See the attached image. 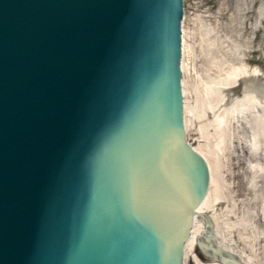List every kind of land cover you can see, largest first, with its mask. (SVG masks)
<instances>
[{"label":"water","instance_id":"1","mask_svg":"<svg viewBox=\"0 0 264 264\" xmlns=\"http://www.w3.org/2000/svg\"><path fill=\"white\" fill-rule=\"evenodd\" d=\"M183 11L0 0V264H183L209 185L185 134Z\"/></svg>","mask_w":264,"mask_h":264},{"label":"rangeland","instance_id":"2","mask_svg":"<svg viewBox=\"0 0 264 264\" xmlns=\"http://www.w3.org/2000/svg\"><path fill=\"white\" fill-rule=\"evenodd\" d=\"M183 9V74L186 80L185 102L188 106L184 112L185 134L193 146L202 144L206 147L215 170L221 199L216 202L210 215L214 213L223 220H232L224 216V211L240 216L241 210L245 209L250 225L261 229L262 226L258 225L252 213L255 215L257 207L264 205V111L261 113L262 130L258 135L257 132L254 134L252 126H241L242 116L236 115L240 110H234V115H231L228 106L238 104L241 100L253 105L261 102V106H264V0H183ZM247 68L261 72L259 77L262 79L259 80L257 75L251 77L246 74L237 79V84L230 82L237 72ZM222 85H227L225 91H230V94L222 92ZM254 141L257 145L261 143V146L256 149L252 145ZM240 142H246L250 152L260 148V159H244ZM197 253L207 259L205 256L208 255L200 245H197ZM185 259L184 264H198L192 255H187Z\"/></svg>","mask_w":264,"mask_h":264},{"label":"bare ground","instance_id":"3","mask_svg":"<svg viewBox=\"0 0 264 264\" xmlns=\"http://www.w3.org/2000/svg\"><path fill=\"white\" fill-rule=\"evenodd\" d=\"M182 31L184 32L183 27H182ZM183 32H182V58H181L182 70L184 69V65H185L184 64L185 59L183 58L184 53H185V46H184L185 40H184V33ZM214 35H215V37H217L216 34H214ZM224 48H225V46H224ZM224 50H226V49H224ZM226 51H228V50H226ZM239 54H240V52H239ZM227 63H229V62H227ZM234 65L235 64H233L231 66H234ZM242 67H244V66L242 65ZM245 67H247V65ZM212 71H214V70H212ZM212 71H210V72L212 73ZM217 71L218 70H216V72ZM210 72H209V75H210ZM216 72H214V73H216ZM207 73H208V70H207ZM235 74H236V72H235ZM246 74H247V76H251V77H252V75H257L258 77L261 76V72L257 71L256 69L252 70V69L247 68V70L245 69V70H241L239 73L237 72L236 76L233 77V80H230V82L231 83L233 82V84L234 83L237 84V81L239 80L238 78L244 77V75H246ZM213 76H215V75H213ZM247 76L245 77L246 80H247ZM249 78H248V81H249ZM260 78L261 77H259V80H260ZM228 79H230V78H228ZM226 80H227V77H226ZM185 81L186 80L184 79V74H182L181 85H182V94H183V112H185L186 108L188 107V106L186 107V102H185L186 101L185 100L186 99L185 98V89H184ZM234 81H236V82H234ZM259 83L261 84V82H259ZM222 84H224V83H222ZM221 87H222V89H221L222 92H226V93L230 94V91H225L227 85L226 86L222 85ZM247 96H250V95H247ZM241 101H239L238 104L234 103L233 105L228 106V109L230 110L229 113L232 115L236 110L237 111L240 110L241 112L237 113L236 115L240 118L242 116L243 125L241 124V126H244L247 128V127H249L248 125H250L255 130L254 134H256V132L258 134L259 131L262 130L261 129L262 128L261 127V125H262L261 124V122H262L261 113H262V110L264 111V106H261V102L254 103V105H253V104L246 103L244 101L241 102ZM249 116H250L251 122L249 121ZM184 119H185L184 124H185V128H186V117L185 116H184ZM240 123H242V122H240ZM244 127H242V128L244 130H246ZM249 128H251V127H249ZM246 132L244 134H246ZM251 133H252V131H251ZM258 135L256 137H258ZM261 135H260V137H262ZM246 136H248V135H246ZM246 136L243 137L244 140H245ZM247 138L249 139V136ZM243 139H241V140H243ZM257 140H259V139H257ZM246 141H248V140H246ZM256 143L257 142L254 141V143H252V145L254 147H256V149H257V146L258 147L261 146L260 145L261 143L259 145H257ZM245 144H246V142L241 143V147H242L241 153L243 154L242 157L244 159L245 158L250 159V157H254L253 160L255 159V157L256 158L258 157V159H260L259 158V156L261 157L260 148L257 151L253 150L254 152H250V150H248L246 148ZM194 147L204 156V158L207 162L208 169H209V185H208L207 191H206L203 199L200 201L199 205L197 206V212L194 216L193 225H192L191 231H190V236L185 243L183 264H184V261H186L185 258H187V255H192L195 258V260L198 262V264H203V262H205V263L207 262V264H264V205L261 206V208L257 207V209L255 211V215H254V213H252L254 218L256 219V222L258 223V225L262 226L261 229L258 228L257 226L250 225L248 219L246 218L248 213H247V210H245V209L241 210L240 216H234V215H232L231 212H228V210L224 211V216L230 217V218H232V220H223L224 218L222 219L219 216L217 217L216 215H214V213L211 214L213 217L212 218L210 215V212L214 208L216 202H218L221 199L219 184H218L217 178L214 175L215 170L213 169V165H212L210 156L208 155V151L206 150V147H204L202 144H199V145L194 146ZM248 147H250V146H248ZM262 153H263V151H262ZM262 158H264V157H262ZM246 168H247V166H246ZM248 171L249 170H247L246 172H248ZM262 181H264V180H262ZM233 211H235V210H233ZM252 214H250L251 217H253ZM253 234H255V236ZM197 245H200L201 249L207 253L208 256H205V257H207L206 260L203 256H200V254L197 253Z\"/></svg>","mask_w":264,"mask_h":264}]
</instances>
